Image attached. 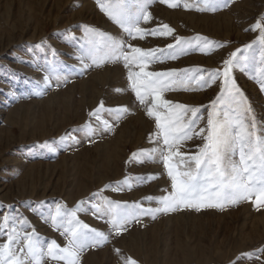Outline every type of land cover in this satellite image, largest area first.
<instances>
[{"label":"rangeland","instance_id":"374dc122","mask_svg":"<svg viewBox=\"0 0 264 264\" xmlns=\"http://www.w3.org/2000/svg\"><path fill=\"white\" fill-rule=\"evenodd\" d=\"M182 4L170 9L154 0L149 8L153 19L143 26L167 24L174 36L189 39L199 35L225 46L208 54L190 50L175 60L151 64L150 71L220 68L231 52L256 39L259 33L250 28L264 17V0H230L227 7L215 12L185 10ZM85 26L143 49H164L174 43L172 36L129 40L100 11L96 0H0V216L11 210L27 219L31 225L28 231L35 229L44 240H56L61 246L64 238L30 211V205L59 202L72 209L79 201L99 193V197L115 202H141L144 208H155V199L171 186L162 163H127L132 153L153 147L149 136L155 124L130 91L128 70L122 61L79 71L78 48ZM66 31L67 37L63 35ZM41 43V49H34ZM254 48L258 58V46ZM53 59L67 73L68 81L58 87L53 82L43 95L33 94L45 75L43 69ZM254 75V68L233 73L257 119L264 121V92L251 78ZM219 91L216 83L200 90L169 91L164 96L174 103L205 106L201 107L204 120L200 124L204 126L206 106ZM101 101L105 108L125 106L129 112L119 121L105 113L113 123L112 130L99 131L91 137L95 142H90L82 132L72 130L88 122V113ZM91 123L97 125L95 120ZM66 133L78 142L57 145L55 153L31 147L58 141ZM200 144L194 138L181 151L195 153ZM149 176L157 178L148 180ZM126 177L133 178L130 184L120 183ZM105 185L122 190L101 192ZM148 197L153 198L152 203ZM78 218L91 228L109 233L106 217L88 211L79 213ZM261 249L264 207L257 210L253 202L242 201L223 210L185 209L160 213L155 218L141 216L120 236H111L103 246L83 252L80 264H122L121 257L132 258L137 264H264Z\"/></svg>","mask_w":264,"mask_h":264},{"label":"snow or ice","instance_id":"6c2138e0","mask_svg":"<svg viewBox=\"0 0 264 264\" xmlns=\"http://www.w3.org/2000/svg\"><path fill=\"white\" fill-rule=\"evenodd\" d=\"M154 0H96L100 11L129 40H143L147 36L169 37L174 43L166 48L143 49L133 46L123 39H116L91 27H83V38L79 43L78 57L82 73L89 67L100 68L109 63L123 62L127 69L130 91L143 107L145 114L154 121L155 131L149 136L151 148L132 153L127 163H162L171 182L170 191L155 199L157 207L144 208L141 202L128 204L115 202L93 194L90 199L79 201L72 209L59 202L46 206L41 202L29 206V210L39 214L45 223L64 238L63 246L56 240L46 241L31 228L26 218L13 214L11 210L0 216V264H80L83 252L101 247L110 241L111 236H120L133 221L141 216L174 212L178 210L201 211L205 208L223 210L229 205L242 201L253 202L259 210L264 207V121H259L244 92L233 76L236 70L255 69L254 79L264 92V17L250 28L258 32L256 39L231 52L220 68L212 70L170 69L150 71L153 63H163L186 55L190 50L208 54L224 47L206 37L195 36L185 39L174 36V30L167 24L146 28L153 17L149 8ZM170 9L181 7L182 0H158ZM230 0H198L191 3L183 0V8L197 11L215 12L229 5ZM66 37L69 33L66 31ZM75 39V37H70ZM254 46H258L257 51ZM41 49L43 43L33 46ZM239 54V55H238ZM53 58L56 53L52 52ZM42 82L34 89L35 95H43L46 90L58 87L68 81L67 73L60 69L55 59L43 69ZM218 83L219 93L207 108L206 124L200 126L204 116L201 107L174 103L164 94L178 90H200ZM194 86V87H193ZM125 106L105 108L103 101L88 113V122L80 129L90 142L99 131H111L113 123L105 118L119 121L128 114ZM92 120L97 122L94 127ZM199 139L195 153L181 151L186 142ZM77 143L75 136L66 133L58 141H44L31 146L55 153L57 145L67 141ZM31 150V149H30ZM149 176L147 179H156ZM133 178L126 177L120 182L130 184ZM139 180L140 178H136ZM111 188L121 191L119 186L105 185L103 192ZM99 197V199H97ZM149 203L153 198H146ZM95 201V202H93ZM90 206V207H89ZM46 208V210H45ZM91 211L94 216L107 218L109 233L98 231L83 223L78 214ZM119 255V250H116ZM264 252V249H261ZM122 264H137V261L121 257Z\"/></svg>","mask_w":264,"mask_h":264},{"label":"bare ground","instance_id":"6f19581e","mask_svg":"<svg viewBox=\"0 0 264 264\" xmlns=\"http://www.w3.org/2000/svg\"><path fill=\"white\" fill-rule=\"evenodd\" d=\"M143 129V128H142ZM134 194V193H133ZM122 196V195H121ZM68 200V199H67ZM150 259V258H149Z\"/></svg>","mask_w":264,"mask_h":264}]
</instances>
